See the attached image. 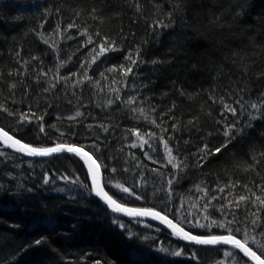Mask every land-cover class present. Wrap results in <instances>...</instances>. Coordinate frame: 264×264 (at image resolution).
I'll use <instances>...</instances> for the list:
<instances>
[{"label":"trees","instance_id":"16d2710c","mask_svg":"<svg viewBox=\"0 0 264 264\" xmlns=\"http://www.w3.org/2000/svg\"><path fill=\"white\" fill-rule=\"evenodd\" d=\"M0 128L82 148L117 204L264 260V0H0ZM0 264L249 263L115 216L75 157L0 143Z\"/></svg>","mask_w":264,"mask_h":264},{"label":"water","instance_id":"95a60500","mask_svg":"<svg viewBox=\"0 0 264 264\" xmlns=\"http://www.w3.org/2000/svg\"><path fill=\"white\" fill-rule=\"evenodd\" d=\"M3 132H5V131L3 130ZM8 135L11 136L9 133H8ZM11 137L14 140H18L17 138H15L13 136H11ZM4 141H5V138L3 137L2 134H0V143L3 146H5L9 151L14 152L15 154H18L19 156H21V157H23V158H25V159H27L29 161H33V162L45 161V160L58 158V157H64V156H72V157H75L78 160H80L83 163V165L85 166V168H86V170L88 172V175H89V178H90V181H91V185H92V188H93L94 195H95L96 199L98 200L99 204L103 208H105L106 210H108L109 212L114 214L115 216H118V217H120L122 219H125V220L140 222V223H144V224H148V225H152L154 227L160 228V229H162L164 231H167V232L171 233L172 235H174L175 237H177L178 239L183 241L186 245H188L190 247H193V248H199V249H232V250L238 252L246 260V262H248L249 264H257L256 260L252 259L250 256L245 255V253L241 249L235 247L232 244H225V243H218V244H214V245L213 244H208V245L197 244V243H195V241H192V240H189V239H184L182 235H177L176 232L173 230V228L170 227L165 220L154 218L152 215H136V214H134L132 212L113 211V208L116 205H119V204H117L115 202V204L110 206V204L108 202H106V199L102 198L103 194L106 193V192L104 190L103 175H102V172L100 170V167H99L98 170L96 169V165H98V163L96 161H95L96 164H92L91 161H88V163H85L86 157H84L83 155H76V154L68 152V151H63V152H60V153H53L50 156H29L26 153L17 151L15 148L6 145ZM8 144H11V141H9ZM83 152H86V151L83 150ZM86 153H88V152H86ZM92 159L95 160L93 157H92ZM90 167H91V171H90ZM93 174H95V176H96V182L95 183L93 182ZM97 191H101V195L100 196H98L96 194ZM107 197H109V196L107 195ZM119 206H121V205H119ZM121 207L124 208V209H128V210H139V209L126 208V207H123V206H121ZM152 212H155V211H152ZM160 215H161V217H165L162 214H160ZM166 220L167 221H171L172 224L176 225L177 228H181L177 223H175L174 221L170 220L169 218L166 217ZM183 231L188 233V234H190L189 232H187L184 229H183ZM190 235L194 236L192 234H190ZM223 237H229V236H223ZM204 238H206V237H204Z\"/></svg>","mask_w":264,"mask_h":264},{"label":"snow or ice","instance_id":"6c2138e0","mask_svg":"<svg viewBox=\"0 0 264 264\" xmlns=\"http://www.w3.org/2000/svg\"><path fill=\"white\" fill-rule=\"evenodd\" d=\"M167 25H165L166 27ZM71 27V25L69 26ZM108 49H106L105 47L101 46L100 52L103 53L105 51H107ZM129 59H131V57H129ZM132 63H135V61H132ZM130 71V69H129ZM253 108H257V105H252ZM232 112H235V109H229ZM77 115H79V113H77ZM0 134L3 135V137L5 138V144L15 148L17 151L26 153L29 156H50L53 153H60L63 151H68L71 153H74L76 155H83L84 157H86L85 163H88V161H91L92 164H96L95 160L92 159V157L86 153L83 152L82 148H78L72 145H64V144H57L55 147H50V148H34L31 147L30 145L27 144H23L21 143L19 140H14L11 136L8 135L7 132H3L2 129H0ZM226 135H228V133H225ZM11 141V144H8V142ZM221 149H216V152H219ZM169 154L171 150H168ZM171 162V160L169 161ZM175 166V165H174ZM96 169H99V165H96ZM90 171H91V167H90ZM47 182V181H46ZM93 182H96V176L95 174H93ZM102 191V190H101ZM101 191H97V195L100 196L101 195ZM125 191H127V189H125ZM102 198L106 199V202H108L111 205L115 204V201H112L110 197H107V194L104 193ZM241 199L243 200L244 197H241ZM261 203H264V201H261ZM113 211H124V212H132L136 215H152L154 218H158V219H162L165 220L168 225L170 227L173 228V230L176 232L177 235H182L184 239H189L192 241H195V243L197 244H204V245H208V244H218V243H225V244H232L235 247L241 249L245 255L250 256L252 259L257 261V264H264V260H261L259 256L256 255L255 252H253L250 248L246 247L245 244H242L239 240H236L234 237L229 236V237H223V236H212L209 238H201V237H196V236H191L190 234L186 233L183 231L182 228H177L176 225H173L171 221H167L166 217H161L160 213L158 212H152L151 210H128V209H124L119 205H116L113 208ZM41 241L37 240L36 243L39 244ZM175 255H180L179 252L175 253Z\"/></svg>","mask_w":264,"mask_h":264}]
</instances>
